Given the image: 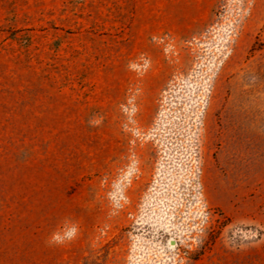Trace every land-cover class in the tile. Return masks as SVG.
Here are the masks:
<instances>
[{
    "label": "rangeland",
    "instance_id": "1",
    "mask_svg": "<svg viewBox=\"0 0 264 264\" xmlns=\"http://www.w3.org/2000/svg\"><path fill=\"white\" fill-rule=\"evenodd\" d=\"M0 264H264V0H0Z\"/></svg>",
    "mask_w": 264,
    "mask_h": 264
}]
</instances>
